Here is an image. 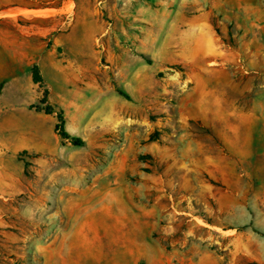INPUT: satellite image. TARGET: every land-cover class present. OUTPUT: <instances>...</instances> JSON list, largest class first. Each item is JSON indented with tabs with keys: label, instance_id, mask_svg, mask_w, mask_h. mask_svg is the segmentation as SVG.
<instances>
[{
	"label": "rangeland",
	"instance_id": "1",
	"mask_svg": "<svg viewBox=\"0 0 264 264\" xmlns=\"http://www.w3.org/2000/svg\"><path fill=\"white\" fill-rule=\"evenodd\" d=\"M105 1H88L91 8L97 9L94 15L100 17L88 20L92 32L103 27L118 30L109 11L101 8ZM115 1L108 0L112 4ZM144 1L138 0V8L145 6ZM60 3L0 0V11L10 5L52 8ZM247 5L248 11L236 9L237 18L228 39L230 58L234 60L227 68L234 87L228 101L249 110L248 116H235L234 127L240 132L231 140L227 138L228 116L198 117L191 105L195 83L190 74L194 68L174 64L160 71L150 56L136 51L127 52L121 61L118 56L122 52L114 46V34L107 31L83 36L77 33L79 29L73 31L72 23H66L65 15L34 19L0 16V264H100L98 259L83 261L77 256V246L82 250L79 242L62 239L51 243L71 223L64 202L72 195H58L57 180L50 174L72 168L67 158H73L75 169L84 173L83 178H76V184L99 187L107 198L117 197L109 193L111 188L121 186L128 207L139 214L138 232L132 236L138 241L135 256H127L124 249L117 258L107 259V264H166V247L173 250V240L187 243V263L203 243L219 264H264V0H251ZM74 9L75 3L69 0L67 12ZM68 32V37L63 36ZM27 39L35 49L25 50ZM106 41L113 44L110 50L104 48ZM83 42L88 50L77 48ZM8 43L15 50L8 49ZM131 55L142 59L136 62ZM33 67L38 68L40 83L33 80ZM132 72L142 74L147 81L148 96L133 97L124 86ZM118 86L129 98L119 94ZM100 88L106 92L103 100H111L123 112L119 127L101 136L93 131L84 135L77 129L78 120L71 121L64 110L50 104L51 92L57 97L80 93L93 101L92 106H99ZM163 88L165 95L156 93L152 97L153 89L158 92ZM19 91L31 95L41 92V99L27 108L15 109L7 99ZM48 108L53 113L46 114ZM60 113L66 131L83 139L85 145L75 147L59 136L60 157L58 162L50 163L48 155L25 150L21 135L23 128L39 116L55 115L58 123ZM180 129L182 133L197 134V142L189 136L180 139ZM155 143L156 148L149 152ZM246 152L251 157L244 162ZM113 172H121L122 178ZM160 173H166V178H158ZM89 198L90 220L97 224L95 209L102 196L91 192ZM173 202L188 212L175 222V238L164 231L167 208ZM214 223L219 226H212ZM207 237L205 242L199 239ZM50 244L54 251L47 248ZM105 244L107 250L116 249L112 242ZM91 245L92 250L99 247Z\"/></svg>",
	"mask_w": 264,
	"mask_h": 264
},
{
	"label": "crops",
	"instance_id": "2",
	"mask_svg": "<svg viewBox=\"0 0 264 264\" xmlns=\"http://www.w3.org/2000/svg\"><path fill=\"white\" fill-rule=\"evenodd\" d=\"M72 1L75 3V9L72 13L67 12L69 0H61L59 5L52 8L10 5L0 11V16L6 19H34L43 16L65 15L68 21H75H67L66 23H72L73 31H75V28L79 29L77 33L83 36L96 33L101 35L107 31L114 34L116 36L114 46L122 52L118 56L121 61L126 59L127 52L136 51L150 56V59L160 67V71L163 70L162 68L174 64L194 68V72L190 74V79L195 83L192 88L194 101L191 102V105L198 112V117H206L211 114L222 115V117L228 116L225 119L228 129L227 138L231 140L239 137L240 130L234 127L235 116H248L249 110L236 106L234 103L230 105L228 101L232 98V92L234 91L232 78L227 69L234 61L230 58L232 54L228 39L233 30V21L237 18L235 15L236 9L248 11L250 7L247 3L251 0H145V6L142 5L139 8L137 6L138 0H118L114 4L106 0L102 3L101 8L109 11L110 16L115 20L114 25L118 26V30L113 31L110 27H103L96 32L89 29L90 23L88 20H100L99 16L94 15L97 9L90 7L89 0ZM126 20L129 22H126ZM125 22L126 25H124ZM70 34L71 32H68L63 36L68 37ZM29 39L24 42L26 43L24 45L25 50L28 48L35 49L28 45ZM8 45V49L15 50V47H11V43H8ZM78 45H80L77 47L78 49L88 50L86 42ZM112 46L113 44L107 41L104 44L106 50H110ZM130 57L131 60H136V62L142 59L141 56L137 55H131ZM58 66L57 64L50 65V67ZM48 76L53 75L49 74ZM150 78H153V76H150ZM123 83L131 91L133 97L142 98L149 95L145 87L147 81L142 79V74L138 72H132L130 81L127 82L126 80ZM118 88L122 89L119 86ZM150 93L152 97L156 93L165 95L166 89L163 88L158 92L153 89ZM105 95L106 92L100 88L98 97L99 102H101L99 106L94 107L92 106L93 101L84 99L80 93L57 97L51 92L50 104L57 105L64 110L66 117L71 121L78 120L79 127L77 129L83 131L84 135L93 131L101 136L116 130L123 122L122 110L118 109L111 100H103ZM40 99L41 92L31 95L28 91H19L13 96H9L7 102L17 109L18 106L19 108H27L39 102ZM92 108L95 109L93 113H90ZM102 115H104V119L99 120ZM246 119L248 121V118ZM164 120V123H166V119ZM243 121H245V118ZM56 124V116L47 115L44 117L39 116L33 123L26 125L21 135L24 149L45 156L48 155L49 158L46 157L50 163L58 162L60 157L58 146L61 142L55 130ZM184 124H186V121ZM51 130L53 131L51 132ZM181 131L180 129L178 133L180 136L183 135L180 139H187L186 137L189 136L197 142V134L186 131L182 133ZM156 145V143L151 145L148 151L154 150ZM210 157L212 156L207 158L211 160ZM242 157L244 162L248 161L251 153L246 152ZM119 161H122V158ZM67 162L72 164L70 166L72 168L68 166L65 170L52 171L50 174L53 179L57 180L55 189L58 195H72L70 198L66 197L64 202V210L69 212L71 218L68 223H71L67 225L66 231L57 234L51 243L55 244L62 239L73 243L79 242L82 244V250L80 251L79 246H77V252L79 253L77 256L83 261L91 258L98 259L100 264L101 262L107 264V259L112 257L117 258L124 249L128 253L127 256H135L134 250L136 247L134 245L138 241L132 236L138 232L136 229H138L139 214L136 213L137 210L128 207V202L124 197V189L121 186L111 188L112 191L110 190L111 192L108 193L117 197L107 198L99 187L91 188L81 186L80 183L76 184V178H83L84 173L75 169L73 158H67ZM78 167L81 169V166ZM112 174L122 178L121 172H113ZM158 178L165 179L166 173H160ZM163 189L166 190V187L164 186ZM91 192L102 196L100 200L98 199V209H95L99 217V223L97 224H93L90 220L91 200L89 194ZM169 196L172 197V194L170 193ZM167 210L164 231L166 235L170 234L175 238L174 233H172L175 222L181 220L184 214H188V212L185 209L177 208L174 202L169 205ZM195 216L193 218H196ZM188 221H193V219ZM212 226H219V224L214 223ZM199 239L205 242L209 237ZM46 240L49 241L50 239ZM107 241L114 243L116 249L107 250L105 244ZM184 241L182 243L179 240L171 241L173 250L166 247V264H219L218 258L210 251L208 245L203 243H200V250L193 252L192 261L187 263L188 253L184 251L187 243ZM92 243L94 246L99 244L97 250H92ZM47 248H50L49 251H54L52 244L48 245Z\"/></svg>",
	"mask_w": 264,
	"mask_h": 264
},
{
	"label": "trees",
	"instance_id": "3",
	"mask_svg": "<svg viewBox=\"0 0 264 264\" xmlns=\"http://www.w3.org/2000/svg\"><path fill=\"white\" fill-rule=\"evenodd\" d=\"M32 74H33V80L35 83H40L42 81L41 76L39 75L38 68L33 67L32 68ZM1 91V90H0ZM117 91L119 92L120 95L129 98V96L120 88H117ZM46 114H51L53 113L52 109L48 108L45 110ZM58 135L63 139V140H70L73 146L75 147H83L85 145V141L81 138L73 137L71 136L65 129V120L64 116L62 113L58 114V123L56 124L55 127Z\"/></svg>",
	"mask_w": 264,
	"mask_h": 264
}]
</instances>
